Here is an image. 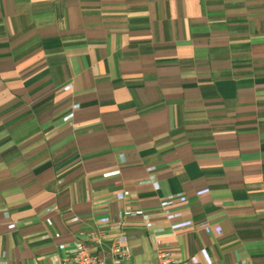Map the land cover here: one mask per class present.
Masks as SVG:
<instances>
[{
    "label": "crops",
    "instance_id": "obj_1",
    "mask_svg": "<svg viewBox=\"0 0 264 264\" xmlns=\"http://www.w3.org/2000/svg\"><path fill=\"white\" fill-rule=\"evenodd\" d=\"M99 224L122 264H264V0H0L7 264Z\"/></svg>",
    "mask_w": 264,
    "mask_h": 264
},
{
    "label": "built area",
    "instance_id": "obj_2",
    "mask_svg": "<svg viewBox=\"0 0 264 264\" xmlns=\"http://www.w3.org/2000/svg\"><path fill=\"white\" fill-rule=\"evenodd\" d=\"M172 195H168L161 201L162 205L170 203ZM145 217L142 209L126 206L119 211L117 222L122 224L128 217ZM217 227H214L216 229ZM211 226H208V230ZM107 237V230L104 225L99 224L97 228L87 232H79L78 237L73 241L72 250L69 254L63 256L59 264H122L124 258L129 256L130 249L122 242L121 238H115L111 241L109 248V258L99 254V248ZM156 242L155 238H151ZM158 264H186L184 260L174 256L168 250L157 251ZM195 263V258H191ZM0 264H7L5 251L0 248Z\"/></svg>",
    "mask_w": 264,
    "mask_h": 264
},
{
    "label": "rangeland",
    "instance_id": "obj_3",
    "mask_svg": "<svg viewBox=\"0 0 264 264\" xmlns=\"http://www.w3.org/2000/svg\"><path fill=\"white\" fill-rule=\"evenodd\" d=\"M70 118V113L69 114H66L65 116H64V119H66V120H68Z\"/></svg>",
    "mask_w": 264,
    "mask_h": 264
}]
</instances>
